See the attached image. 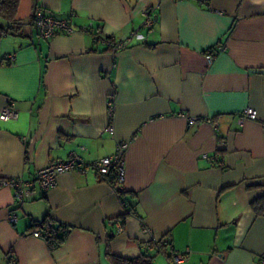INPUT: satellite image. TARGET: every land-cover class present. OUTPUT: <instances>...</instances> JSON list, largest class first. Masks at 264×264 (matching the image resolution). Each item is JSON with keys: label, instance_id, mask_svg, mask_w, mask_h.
Returning <instances> with one entry per match:
<instances>
[{"label": "crops", "instance_id": "crops-1", "mask_svg": "<svg viewBox=\"0 0 264 264\" xmlns=\"http://www.w3.org/2000/svg\"><path fill=\"white\" fill-rule=\"evenodd\" d=\"M35 8L74 32L39 38ZM132 32L115 51L102 42ZM8 103L18 117L0 118V178L30 179L73 151L92 163L128 142V210L94 169L22 204L0 185V264H169L187 248L181 264H261L264 216L250 203L264 196V0H19L0 37V113ZM248 107L255 118L240 123ZM44 220L69 228L54 248L31 234Z\"/></svg>", "mask_w": 264, "mask_h": 264}, {"label": "built area", "instance_id": "built-area-1", "mask_svg": "<svg viewBox=\"0 0 264 264\" xmlns=\"http://www.w3.org/2000/svg\"><path fill=\"white\" fill-rule=\"evenodd\" d=\"M32 22L35 26L37 35L41 39H49L58 33L71 34L74 32V28L69 19H58L51 15L45 14L41 9L35 8L31 14ZM154 24V18L151 16L149 10H146L145 25L151 29ZM83 31H88V28H83ZM136 36V32H132L129 37L123 40H102L104 44L115 51L117 49L127 46L132 38ZM93 41L98 40L97 36L92 35ZM209 63L213 62L214 55L211 51L205 54ZM13 55H9V61L13 60ZM109 111L112 110V102H108ZM18 117V110L14 103H8L0 113L1 119H16ZM254 110L250 107L245 108L239 115L238 119L241 123L245 119H254ZM199 118L196 116H187L189 124L195 123ZM211 122V119H208ZM216 127V124L214 125ZM217 128V127H216ZM128 147V142H120L117 144L115 152L111 155L104 156L92 163H86L81 155L77 152H70L66 159L53 161L46 164L44 167L39 168L32 178L22 179L19 177L0 178V185H5L13 190L14 199L18 204L24 203L26 200L33 199L37 192L45 191L56 184V179L60 174L78 171L79 173H86L89 169H94L103 179V181L109 183L114 192H116L121 200L124 208L128 210L127 203L121 196L124 192V159L123 156ZM208 158L207 155H204ZM218 156H213L212 160H217ZM7 220L14 224L17 221V215L14 212H10L7 216ZM118 230L122 229V226L118 223ZM36 237H43L44 233L41 229H35L31 233ZM155 246L162 251V247L166 244V241L159 240L154 242ZM190 249L187 248L184 253L170 252L168 254L169 264H181L185 257L184 254L190 253ZM261 264H264V256L261 258Z\"/></svg>", "mask_w": 264, "mask_h": 264}, {"label": "trees", "instance_id": "trees-1", "mask_svg": "<svg viewBox=\"0 0 264 264\" xmlns=\"http://www.w3.org/2000/svg\"><path fill=\"white\" fill-rule=\"evenodd\" d=\"M18 4L19 0H0V37L14 32ZM106 38L112 40L111 37ZM250 207L255 215L264 216V196L253 200L250 203ZM39 226L44 228V237L50 248L58 246L64 240L69 231V228L64 225L54 227L53 225L46 223V220L40 222ZM111 257L114 264H151L150 260L143 256L136 258H122L119 256Z\"/></svg>", "mask_w": 264, "mask_h": 264}]
</instances>
